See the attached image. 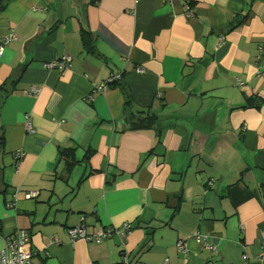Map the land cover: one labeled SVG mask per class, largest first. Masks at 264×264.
I'll return each mask as SVG.
<instances>
[{
	"label": "crops",
	"instance_id": "obj_1",
	"mask_svg": "<svg viewBox=\"0 0 264 264\" xmlns=\"http://www.w3.org/2000/svg\"><path fill=\"white\" fill-rule=\"evenodd\" d=\"M185 3L0 0V40L18 36L0 53V86L17 82L0 106V249L24 228L33 264H120L117 237L71 242L84 216L89 233L134 225L131 264H264V0Z\"/></svg>",
	"mask_w": 264,
	"mask_h": 264
},
{
	"label": "built area",
	"instance_id": "obj_2",
	"mask_svg": "<svg viewBox=\"0 0 264 264\" xmlns=\"http://www.w3.org/2000/svg\"><path fill=\"white\" fill-rule=\"evenodd\" d=\"M138 1V0H135ZM187 7V16H192L193 12L190 10L188 5V0H185ZM18 38L16 33H11L3 40H0V53L3 45L8 43L10 40H16ZM223 41L221 38L220 43ZM71 57L68 55H63L55 60L47 62L44 67L47 69H59L64 70L70 67ZM259 73L264 77V63H260L258 66ZM122 77L121 73H113L106 80L96 84L94 86V92H104L111 85L117 83ZM92 98V96H90ZM26 121L27 131L33 132L34 128L31 121ZM23 155L22 152L16 153V158H20ZM208 184L212 186L214 184V179H210ZM37 195L36 191H30L26 193L28 198ZM85 217L81 216V223L71 226L68 228V234L70 236L71 242L76 239L82 238L87 241H97L101 242L109 238L117 237L120 240L122 248V259H124L125 264H129V255L126 252V242L133 231V224L130 222H123L120 225H109L103 226L95 230L93 233H89L84 224ZM193 238L199 243L201 248H207L210 250H215L216 245L208 240V236L199 231L195 232ZM30 234L26 229H18L13 237H8L6 239V245L4 248L0 249V264H33V257L37 254V250L33 249L30 245ZM177 248L183 253H187V242L184 239H179L177 242ZM262 254L264 255V242L262 243ZM164 264H170L168 260H165Z\"/></svg>",
	"mask_w": 264,
	"mask_h": 264
},
{
	"label": "trees",
	"instance_id": "obj_3",
	"mask_svg": "<svg viewBox=\"0 0 264 264\" xmlns=\"http://www.w3.org/2000/svg\"><path fill=\"white\" fill-rule=\"evenodd\" d=\"M234 26H230V28H233ZM83 42L85 47L87 48V50L89 52H96L95 47L92 46V44L89 43V33L86 30H83ZM16 80H13V78H9L7 79L6 82H4L1 86H0V106L3 103L4 99L11 93L13 92V89H15L16 87ZM128 103V102H127ZM157 121V117L155 116L154 113H147L146 115L142 116V113L140 114H134L131 124H130V128L132 130H139L142 128H145L147 126H151L153 124H155ZM3 144H4V139L1 137L0 138V150H3ZM61 158H63L65 160L66 163V168H67V172L71 171L72 168L74 167V165L78 162L77 159L75 158V154L73 149H62L61 151ZM85 159H88V155L85 156ZM179 200L177 199V204H178ZM180 202L177 206V209L179 208ZM134 226V225H133ZM134 229V227H133ZM121 255H122V251H121ZM130 260V258H129ZM120 264H125L124 259L121 258V263ZM129 264L130 261H129Z\"/></svg>",
	"mask_w": 264,
	"mask_h": 264
},
{
	"label": "rangeland",
	"instance_id": "obj_4",
	"mask_svg": "<svg viewBox=\"0 0 264 264\" xmlns=\"http://www.w3.org/2000/svg\"><path fill=\"white\" fill-rule=\"evenodd\" d=\"M80 224V223H79ZM86 226V225H85ZM21 229H23V228H21ZM28 231V230H27ZM93 233V232H92ZM31 238V237H30ZM34 258V257H33Z\"/></svg>",
	"mask_w": 264,
	"mask_h": 264
}]
</instances>
